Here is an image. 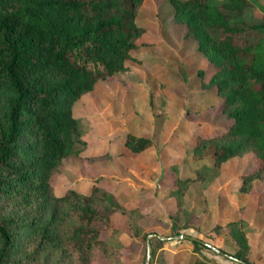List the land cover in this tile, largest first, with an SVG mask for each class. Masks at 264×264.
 Wrapping results in <instances>:
<instances>
[{"label": "trees", "instance_id": "16d2710c", "mask_svg": "<svg viewBox=\"0 0 264 264\" xmlns=\"http://www.w3.org/2000/svg\"><path fill=\"white\" fill-rule=\"evenodd\" d=\"M141 1L0 0V264H91L96 258L115 264L119 251L101 234L113 210H126L101 181L57 194L52 177L66 156L78 155L75 99L132 58L144 31L134 21ZM168 1L174 21L185 25L212 67L207 79L202 69L195 74L213 96L207 104L218 101L229 122L214 135H196L185 152L200 160L193 166L254 153L257 167L238 180L237 200L243 199L253 181L264 180V6L260 0ZM253 3L260 17L248 21L243 10ZM150 144L130 133L124 139L131 153ZM197 178L175 176L170 194L177 206ZM241 222L225 223L235 247L220 250L251 264ZM189 239L194 251L212 246ZM189 264L218 263L195 253Z\"/></svg>", "mask_w": 264, "mask_h": 264}, {"label": "rangeland", "instance_id": "374dc122", "mask_svg": "<svg viewBox=\"0 0 264 264\" xmlns=\"http://www.w3.org/2000/svg\"><path fill=\"white\" fill-rule=\"evenodd\" d=\"M243 17L258 19V5L246 7ZM134 21L144 31L125 68L96 80L72 104L79 130L72 149L78 155L64 158L52 177L54 192L84 191L101 181L113 194L126 211L113 210L101 235L119 251L115 264H189L195 253L218 264H241L212 249L234 250L225 223L237 217L250 244L247 259L264 264V180L253 181L237 200L239 176L257 167L256 155L193 166L200 160L185 152L196 135H214L229 124L218 101L207 104L213 96L195 77L202 69L207 79L211 65L185 35V25L174 21L168 0H142ZM129 133L151 144L131 153L124 146ZM194 173L200 178L187 185L177 206L170 194L175 176ZM189 236L212 246L194 251ZM91 264L108 263L96 258Z\"/></svg>", "mask_w": 264, "mask_h": 264}, {"label": "water", "instance_id": "95a60500", "mask_svg": "<svg viewBox=\"0 0 264 264\" xmlns=\"http://www.w3.org/2000/svg\"><path fill=\"white\" fill-rule=\"evenodd\" d=\"M180 236H183V235H181L180 234ZM190 238H193L192 236H189ZM213 249L216 251V252H218L219 254H221V255H223V256H228L225 252H223V251H221L220 249H218V248H214L213 247ZM146 256H147V254H146Z\"/></svg>", "mask_w": 264, "mask_h": 264}]
</instances>
